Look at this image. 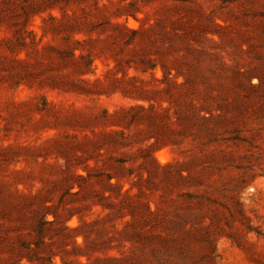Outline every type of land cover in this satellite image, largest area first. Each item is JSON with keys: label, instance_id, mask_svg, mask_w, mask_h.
Here are the masks:
<instances>
[{"label": "rangeland", "instance_id": "374dc122", "mask_svg": "<svg viewBox=\"0 0 264 264\" xmlns=\"http://www.w3.org/2000/svg\"><path fill=\"white\" fill-rule=\"evenodd\" d=\"M0 264H264V0H0Z\"/></svg>", "mask_w": 264, "mask_h": 264}, {"label": "bare ground", "instance_id": "6f19581e", "mask_svg": "<svg viewBox=\"0 0 264 264\" xmlns=\"http://www.w3.org/2000/svg\"><path fill=\"white\" fill-rule=\"evenodd\" d=\"M165 159H166L165 156H160L161 161H164Z\"/></svg>", "mask_w": 264, "mask_h": 264}]
</instances>
